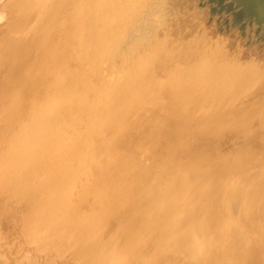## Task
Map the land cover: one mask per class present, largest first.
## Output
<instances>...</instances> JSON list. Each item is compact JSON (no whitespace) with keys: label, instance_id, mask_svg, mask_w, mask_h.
<instances>
[{"label":"rangeland","instance_id":"1","mask_svg":"<svg viewBox=\"0 0 264 264\" xmlns=\"http://www.w3.org/2000/svg\"><path fill=\"white\" fill-rule=\"evenodd\" d=\"M258 3L0 0V264H264Z\"/></svg>","mask_w":264,"mask_h":264},{"label":"bare ground","instance_id":"2","mask_svg":"<svg viewBox=\"0 0 264 264\" xmlns=\"http://www.w3.org/2000/svg\"><path fill=\"white\" fill-rule=\"evenodd\" d=\"M3 1V0H2ZM123 1V0H122ZM257 1H259V0H257ZM98 2V1H97ZM104 2V1H103ZM103 2H102V4H103ZM111 2V1H110ZM99 3V2H98ZM5 4V3H4ZM3 4V5H4ZM93 4V3H92ZM113 4V3H112ZM100 5V4H99ZM99 5H97L98 7H99ZM114 5V4H113ZM104 6V5H103ZM115 6V5H114ZM113 6V7H114ZM123 6H124V4H123ZM111 7V6H110ZM121 7V6H120ZM126 7V6H125ZM253 6H251V8L250 9H248V12H256L257 14H258V16H259V18H260V20L261 21H263L264 20V9H263V5H261L260 3H258L256 6H254L253 8H252ZM91 8V7H90ZM93 8V7H92ZM97 8V7H96ZM124 8V7H123ZM93 9H95V7L93 8ZM114 9V8H113ZM38 10V9H37ZM89 10V9H88ZM41 11V10H40ZM115 11H116V9H115ZM162 11H163V9H162ZM4 12V11H3ZM43 12H44V9H43ZM90 12V11H89ZM96 12V11H95ZM113 13H114V11H112ZM111 12V13H112ZM164 12V11H163ZM88 13V12H87ZM94 13V12H93ZM42 14V13H41ZM91 14H92V12H91ZM247 14V13H246ZM107 15V14H106ZM112 15V14H111ZM113 16V15H112ZM111 16V17H112ZM2 17H4V15H2ZM91 17V16H90ZM110 17V16H109ZM114 17V16H113ZM112 17V18H113ZM172 17V16H171ZM41 18V17H40ZM173 18V17H172ZM36 20V19H35ZM39 20V19H38ZM94 20V19H93ZM110 20H111V18H110ZM37 21V20H36ZM111 24V23H110ZM114 26H115V24H114ZM113 27V26H112ZM111 28V27H110ZM111 30V29H110ZM112 31V30H111ZM111 37V36H110ZM106 59V58H105ZM108 65V64H107ZM109 69V68H108ZM113 72V71H112ZM116 76V75H115ZM112 85V84H111ZM113 86V85H112ZM119 86V85H118ZM111 87V86H110ZM113 88V87H112ZM115 94V93H114ZM118 103V102H117ZM122 103V102H121ZM121 107H122V105H121ZM158 119V118H157ZM153 122V121H152ZM91 125V124H90ZM145 128V127H144ZM146 129V128H145ZM89 130H90V128H89ZM37 143V142H36ZM44 143V142H43ZM45 148V147H44ZM16 149H18V150H20L21 151V149H20V147H17ZM48 150V149H47ZM110 150V149H109ZM22 152V151H21ZM108 152V151H107ZM200 152V151H199ZM201 153V152H200ZM204 156V155H203ZM192 157V156H191ZM202 157V156H201ZM45 159V158H44ZM86 159V158H85ZM192 159V158H191ZM199 160V159H198ZM204 161V160H203ZM208 161H210V160H208ZM207 161V162H208ZM6 163V162H5ZM71 163V162H70ZM203 163V162H202ZM214 163V162H213ZM230 163V162H229ZM4 164V163H3ZM197 164V163H196ZM232 164V163H231ZM241 164V163H240ZM65 165V164H64ZM216 165V164H215ZM214 165V166H215ZM230 165V164H229ZM245 165V164H244ZM3 166H7L6 164L5 165H3ZM2 165H0V178H2V173H3V170L5 169V167H3ZM59 166V165H58ZM67 166V165H66ZM82 166H84V165H82ZM220 166V165H219ZM240 166V165H239ZM203 167V166H202ZM211 167V166H210ZM69 168V167H68ZM212 168V167H211ZM63 169V168H62ZM75 169V168H74ZM231 169V168H230ZM242 169V168H241ZM198 170H199V168H198ZM198 170H196V171H198ZM215 170V169H214ZM84 171V170H83ZM202 171V170H201ZM207 171V170H206ZM210 171V170H209ZM215 171H217V172H220V169H219V171L218 170H215ZM223 171V170H222ZM226 171V170H225ZM236 171V170H235ZM4 172H6V171H4ZM75 172V171H74ZM73 172V173H74ZM214 172V171H213ZM144 173V172H143ZM198 173V172H197ZM206 173V172H205ZM216 173V172H215ZM196 174V173H195ZM224 174V173H223ZM63 175V174H62ZM210 175V174H209ZM216 175V174H215ZM225 175V174H224ZM228 175V174H227ZM261 175V174H260ZM4 176V175H3ZM68 176V175H67ZM219 176H222L223 178H224V176L223 175H219ZM7 176H4V178H6ZM70 177V176H69ZM78 177V176H77ZM197 177V176H196ZM210 177V176H209ZM221 177V178H222ZM225 177L227 178L228 176H226L225 175ZM230 177H232V176H230ZM230 177H229V179H230ZM264 177V176H263ZM3 178V179H4ZM208 178V177H207ZM216 178H217V180H218V176H216ZM259 178V177H258ZM262 178V177H261ZM209 179V178H208ZM263 179V178H262ZM202 180V179H201ZM74 181V180H73ZM167 181V180H166ZM255 181V180H254ZM5 182V181H4ZM178 182V181H177ZM211 182V181H210ZM164 183V182H163ZM173 183V182H172ZM179 183V182H178ZM221 183V182H220ZM257 183V182H256ZM260 183V182H259ZM219 184V183H218ZM245 184V183H244ZM172 185V184H171ZM243 185V184H242ZM241 185V186H242ZM1 186H2V184H1ZM57 186V185H56ZM183 186V185H182ZM214 186V185H213ZM245 186V185H244ZM156 187V186H155ZM154 187V188H155ZM238 187V186H237ZM148 188V187H147ZM171 188V187H170ZM185 188V187H184ZM223 188V187H222ZM241 188V187H240ZM242 188H243V186H242ZM259 188V187H258ZM262 188V187H261ZM158 189V188H157ZM163 189V188H162ZM251 189H252V187H251ZM250 189V190H251ZM260 189V188H259ZM257 190V191H255V192H252V193H262V194H260L259 195V197L256 195V197H250V199H251V201H252V205L251 206H253V207H251L250 209H253V210H255V209H257V208H262V212L261 213H264V211H263V209H264V189H263V192L261 191L260 192V190ZM223 190V189H222ZM232 190H234V189H232ZM240 190V189H239ZM58 191V190H57ZM152 191V190H151ZM155 191H156V189H155ZM247 188L246 187H244L243 189H241L240 191H239V194H237L236 195V197L239 199V201L241 200V203H242V201H243V199L245 200V198H247V197H245V195L247 194ZM233 192V191H232ZM236 191H234V193H235ZM167 193V192H166ZM224 193V192H223ZM250 193V192H249ZM248 193V194H249ZM251 193V194H252ZM55 194V193H54ZM179 196H181V195H179ZM41 197V196H40ZM49 197H50V194H49ZM183 197H185V196H183ZM205 197V196H204ZM43 200H44V198H42ZM54 199V198H53ZM56 199V198H55ZM186 199V198H185ZM57 200V199H56ZM191 200V199H190ZM40 201V200H39ZM49 201V200H48ZM51 201H53L52 199H51ZM231 201V200H230ZM41 202V201H40ZM39 202V203H40ZM62 202V201H61ZM237 202H238V200H237ZM64 203V202H63ZM163 203V202H162ZM35 204V203H34ZM37 204V203H36ZM35 204V205H36ZM42 204H44V203H42ZM51 204H53V205H51V206H53L52 208H53V211L56 209V211L55 212H57V209L59 208L60 209V204L58 205V203H57V205L55 204V201H53V203H51ZM47 205V204H46ZM164 205V204H163ZM182 205V204H181ZM75 206V205H74ZM172 206H174V205H172ZM207 206V205H206ZM230 206V205H229ZM235 206V205H234ZM239 206V205H238ZM41 208L43 209V210H45L44 212H48L47 214H48V216H47V214L46 213H41V214H39V216H41L42 217V220H40L41 218L40 217H38V220H36V221H34V219H35V216H34V218H33V222H36V223H28L27 224V238H26V240L28 239L29 240V242H33L34 244H33V246L35 245V246H37V245H45V246H47V248L49 249L52 245L54 246L55 245V249H57V248H59V252H60V248L62 249V254L65 252L64 250H66V251H68V248L70 247L71 248V244H70V246L68 245L69 243H66V241H63V242H65L64 244H59V243H55V244H53L52 242L55 240V230H53L54 228H55V225H53L54 223H52V220H53V218H51L52 216L54 217V215H52L51 217L49 216V214H50V212H51V209H48L47 210V208H49L48 206H47V208H45V205H42L41 206ZM238 208H240V207H238ZM42 209H40V210H42ZM244 209V208H243ZM249 209V210H250ZM38 210H39V208H38ZM239 210V209H238ZM64 211V210H63ZM66 211V210H65ZM36 212V211H35ZM43 212V211H42ZM241 212V211H240ZM246 212V211H245ZM248 212V214H249V211H247ZM246 212V213H247ZM53 213V212H52ZM208 213V212H207ZM242 213V212H241ZM243 213H244V211H243ZM254 213H255V211H254ZM258 213V212H257ZM260 213V214H261ZM53 214H57V213H53ZM62 214V213H61ZM256 215V214H255ZM258 215H259V213H258ZM57 216V215H56ZM55 216V217H56ZM166 216V215H165ZM254 216V215H253ZM260 216V215H259ZM259 216H257V218H256V222H257V224H258V221H260V219H259ZM77 217V216H76ZM207 217V216H206ZM242 217V216H241ZM245 217H246V215H245ZM250 217H252L251 215H250ZM263 218H264V214H263V216H262ZM37 218V217H36ZM199 218V217H198ZM229 218H230V216H229ZM249 218V217H248ZM262 218V219H263ZM55 219V218H54ZM205 219V218H204ZM233 219V218H232ZM250 219V218H249ZM60 220V219H59ZM76 220V219H75ZM81 220V219H80ZM79 220V221H80ZM176 220V219H175ZM178 220V219H177ZM201 220H202V218H201ZM231 220V219H230ZM239 220V219H238ZM242 220H243V218H242ZM58 221V220H57ZM78 221V222H79ZM245 221V220H244ZM253 221V220H252ZM56 222V221H55ZM82 222V221H81ZM81 222H80V224H81ZM206 222V221H205ZM61 223V222H60ZM88 223V222H87ZM167 223V222H166ZM212 223V222H211ZM221 223V222H220ZM224 223V222H223ZM251 223V222H250ZM261 223H262V225L264 224L263 222H262V220H261ZM52 224V225H51ZM72 224V223H71ZM246 224V223H245ZM249 224V223H248ZM32 225H34V226H32ZM73 225V224H72ZM72 225H70V226H72ZM176 225V224H175ZM213 226H212V229L211 228H209V229H211V230H209V231H214V224H212ZM222 225V224H221ZM255 225V224H254ZM254 225H252L251 226V228L254 226ZM259 225H260V223H259ZM23 226V225H22ZM63 226V225H62ZM70 226H69V228H70ZM75 226V225H74ZM82 225H79L78 223H77V225H76V228H74L73 226V232L74 231H76V233H73L72 231H71V233L73 234V236L75 235V238H77L78 239V237H76L77 235H79V236H81V235H83L84 234V236L86 237V239L88 238V236L90 235V232L91 231H93V230H87V231H85V232H81V227ZM194 226V225H193ZM211 226V225H210ZM264 226V225H263ZM263 226H261L262 227V229H263ZM85 227H86V225H85ZM198 227V226H197ZM196 227V228H197ZM246 227V226H245ZM68 228V227H67ZM200 228V227H199ZM258 228V227H257ZM63 229V228H62ZM191 229H193V228H191ZM203 229V228H202ZM219 229V228H218ZM255 229H256V227H255ZM254 229V230H255ZM53 230V231H52ZM68 230V229H67ZM259 230H261V228H259L258 229V231ZM264 230V229H263ZM84 231V230H83ZM194 231V230H193ZM254 232V231H253ZM260 232V231H259ZM261 232H262V230H261ZM202 233V232H201ZM191 234V233H190ZM194 234H196V233H194ZM210 234V233H209ZM251 234V233H250ZM261 234V233H260ZM25 235V234H24ZM69 235V234H68ZM187 235V234H186ZM186 235H184L185 237H187ZM197 235V234H196ZM262 235V234H261ZM57 236V235H56ZM200 236H201V234H200ZM23 237V238H24ZM68 237V238H67ZM189 237V236H188ZM188 237L187 238H185L186 239V241H189V239H188ZM194 237V236H193ZM211 237V236H210ZM217 237V236H216ZM264 237V236H263ZM24 238V239H25ZM60 238V237H59ZM75 238H74V240H75ZM259 238V237H258ZM61 239V238H60ZM64 239V238H63ZM66 239H71V238H69V236H67L66 235ZM76 239V240H77ZM81 239V238H80ZM89 239V238H88ZM25 240V241H26ZM83 240V239H82ZM61 241V240H60ZM81 241V240H80ZM28 242V241H27ZM47 242V243H46ZM68 242H71V240L70 241H68ZM93 242V241H92ZM26 243V242H25ZM36 243V244H35ZM188 243V242H187ZM208 243V242H207ZM248 243V242H247ZM254 243V242H253ZM29 244V243H28ZM92 244V243H91ZM112 244V243H111ZM117 244V243H116ZM201 244V243H200ZM237 244V243H236ZM250 244V243H249ZM74 245V244H73ZM97 245V244H96ZM196 245V244H195ZM31 246V245H30ZM68 246V247H67ZM112 246V245H111ZM120 246H122V245H120ZM73 247V246H72ZM77 247V246H76ZM180 247V246H179ZM185 247H187V245L185 246ZM202 247V246H201ZM257 247V246H256ZM42 248H45V247H42ZM91 248V247H90ZM122 248V247H121ZM183 248V247H182ZM204 248V247H203ZM208 248H210V247H208ZM39 249V248H38ZM41 249V248H40ZM51 250L52 249H54L53 247H51L50 248ZM54 249V250H55ZM72 249V248H71ZM70 249V250H71ZM100 249V248H99ZM98 249V250H99ZM111 249V248H110ZM184 249V248H183ZM244 249V248H243ZM246 249V248H245ZM36 250V249H35ZM54 250H53V252H54ZM69 250V251H70ZM94 251L96 250V249H93ZM105 250V248L103 249V251ZM109 250V249H108ZM123 250V249H122ZM262 250V249H261ZM27 251V250H26ZM57 251V252H58ZM100 251V250H99ZM203 251V250H202ZM264 251V250H263ZM46 252H47V249H46ZM71 252V251H70ZM36 253V252H35ZM38 253H42V252H39L38 251ZM48 253V252H47ZM96 253V252H95ZM99 253V252H98ZM124 253V252H123ZM123 253H121V254H123ZM189 253V252H188ZM192 253V252H191ZM55 254V253H54ZM73 254V253H72ZM246 254V253H245ZM39 255V254H38ZM49 254H47V256H48ZM65 255V254H64ZM70 255V254H69ZM198 255V254H197ZM203 255V254H202ZM214 255V254H213ZM259 255V254H258ZM56 256V255H55ZM59 256V255H58ZM58 256H57V258H58ZM63 256V255H62ZM93 256V255H92ZM99 256V255H98ZM120 256V255H119ZM144 256V255H143ZM194 256V255H193ZM199 256V255H198ZM49 257V256H48ZM101 257V256H100ZM118 257V256H117ZM197 257V256H196ZM68 258V257H67ZM70 258V257H69ZM96 258H98V257H96ZM122 258V257H121ZM134 258V257H133ZM194 258V257H193ZM49 259V258H48ZM59 259H61V257L59 258ZM109 259V258H108ZM111 259V258H110ZM109 259V261H111V262H114V261H112V260H110ZM147 259V258H146ZM200 259V258H199ZM27 260V259H26ZM63 260V259H62ZM94 260V259H93ZM22 261V260H21ZM25 261V260H24ZM46 261V260H45ZM59 261V260H58ZM95 261V260H94ZM100 261V260H99ZM148 261V260H147ZM166 261V260H165ZM201 261H202V259H201ZM62 262V261H61ZM102 261H100V263H101ZM120 262V261H119ZM188 262V261H187ZM192 262V261H191ZM205 262V261H204ZM24 263V262H23ZM43 263V262H42ZM60 263V262H59ZM105 263V262H104ZM109 263V262H108ZM122 263H124V261L122 262ZM99 264V263H98ZM117 264H121V263H117ZM225 264V263H224Z\"/></svg>","mask_w":264,"mask_h":264}]
</instances>
